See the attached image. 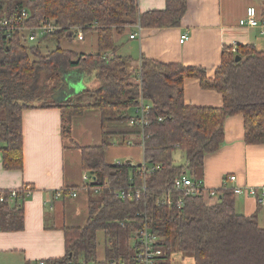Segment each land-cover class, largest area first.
<instances>
[{"label": "trees", "instance_id": "1", "mask_svg": "<svg viewBox=\"0 0 264 264\" xmlns=\"http://www.w3.org/2000/svg\"><path fill=\"white\" fill-rule=\"evenodd\" d=\"M187 11L188 0H168L165 10L145 13L139 9V0H0V17L20 19L19 25L28 28L54 20L58 28L54 35L36 43H27L20 32L10 39L0 37V151L4 169L24 168L22 114L27 109H60L62 138L78 147L72 140L75 117L90 108L99 110L106 134L108 124L131 122L130 110L140 108L141 101L148 106L140 142L144 161L160 167L143 177L140 166L106 162L110 143L80 147L83 169L91 178L85 185L90 195L89 220L82 228L65 229V256L41 261L43 264H139L134 237L145 225L158 238L156 246L163 252L157 264H172L176 253L193 258L195 264H264V227L257 214L264 206L258 204V212L252 216L241 215L229 189L218 191L219 200L214 204L205 201L203 192L184 197L183 206L157 204L163 195L181 196L173 181L184 172L201 179L205 158L224 144L228 118L243 117L247 145H264V52L252 45L225 47L214 78L202 67L147 58L136 62L118 54L117 36L127 28H175ZM75 28L84 34L97 33V54L61 48L62 40L73 39ZM68 76L76 84L94 81L97 86L65 101H53ZM187 78L198 79L203 89L220 93L223 106H187ZM52 83L55 86L50 89ZM87 95L89 104L78 103ZM176 153L186 160L185 165L176 164ZM143 184L146 191L139 200L115 195ZM21 191L33 189L24 187ZM10 204L8 199L0 204V228L6 223L5 229H21L22 225H7L22 224V202ZM102 244L104 259L99 260Z\"/></svg>", "mask_w": 264, "mask_h": 264}, {"label": "crops", "instance_id": "2", "mask_svg": "<svg viewBox=\"0 0 264 264\" xmlns=\"http://www.w3.org/2000/svg\"><path fill=\"white\" fill-rule=\"evenodd\" d=\"M167 1L139 0V9L141 13L163 11ZM249 7L256 8L258 17H264V0H188V11L180 26L142 29L138 32V25H133L117 36L116 43L120 47L118 54L132 57L136 62L147 58L165 64L202 67L209 78H214L221 66L225 47L235 49L239 45H252L264 52L263 28L240 26V20ZM137 32L138 38L131 40L130 36ZM185 34L188 40L181 44L180 39ZM84 36L82 42L66 39V42L71 43L67 46L73 47L76 53L97 54V33L91 31ZM73 43L79 46H73ZM89 87L84 81L72 84L65 79L54 96L65 101ZM54 96L53 101L61 102ZM184 98L186 105L191 107L223 106L220 93L203 89L200 81L194 78L185 80ZM138 114L137 109L130 110L133 121ZM22 126L24 168L21 171L5 170L0 151V192L21 190L24 187L33 189V192L21 204L22 224L15 219L16 225H7H22V228L5 229L6 223L0 228V264H37L65 256L64 230L84 227L90 213V195L85 185L91 178L83 169L80 147H98L105 141L111 144L106 153L108 164L130 161V164L139 166L144 161V150L140 143L142 127L137 124L133 126L130 122L111 123L104 134L101 113L94 108L87 109L82 116L73 119L72 140L78 147L62 138L61 111L58 108L25 110ZM224 132L225 140L221 149L205 158L200 180L206 192L236 187L264 188V145L249 146L244 142L242 116L228 118ZM86 176H89L88 181ZM231 176H236L237 180L231 181ZM72 192H76L77 196L72 197ZM205 201L209 204L217 202L215 199ZM235 201L236 211L241 215L249 217L258 212L256 200L248 194L235 196ZM10 205L15 206L14 203ZM263 211L257 213L259 219ZM11 219L13 217L9 219L13 222ZM262 222L264 225V219ZM98 259H104V249H99ZM172 259V264H195L193 258L182 253L174 254Z\"/></svg>", "mask_w": 264, "mask_h": 264}, {"label": "built area", "instance_id": "3", "mask_svg": "<svg viewBox=\"0 0 264 264\" xmlns=\"http://www.w3.org/2000/svg\"><path fill=\"white\" fill-rule=\"evenodd\" d=\"M23 18H28V13H23ZM20 19L17 21L8 20L6 17H0V37H5L7 39L12 38V36L16 32H20L24 35V40L27 43H36L41 38L54 35L58 28L54 26V20L44 21L39 26L28 28L25 26H20ZM240 26L242 27H250V28H263L264 30V17H258L257 10L255 7H249L246 11L245 16L240 20ZM142 28L138 26V32L141 31ZM134 33L130 36L131 40L138 38L139 33ZM73 39L78 42L84 41V33L80 28H75L71 31ZM68 40V39H67ZM188 40L187 34L183 35L180 39V43L184 44ZM148 106H145L144 102L141 101L140 108L137 109L138 116L136 120H132L131 125L135 126L136 124L141 126L142 128L146 125V120L144 118V114ZM119 165H123V163H119ZM140 166V175L145 177L148 173H153L158 170L159 166H150L145 161ZM231 181H236V176L229 177ZM89 180V176H86V181ZM174 190L179 192L181 196L179 198L173 197L171 194H166L160 197L157 204L161 206H183L184 197H191L200 194L203 192L205 195V199H215L218 201V193L215 191L206 192L204 188V183L202 180L193 179L188 172H184L180 177H177L173 181ZM146 191V186L143 184L142 186L135 187L132 186L128 189H124L121 191H117L115 195L123 200L135 201L141 198L143 192ZM235 196L240 197L244 194H248L253 197L257 204L264 206V188H254V187H236L232 189ZM100 191L96 190L98 194ZM6 193L9 195L7 198ZM32 192L27 191L23 192L21 190H11L8 192H1L0 194V204L6 202V199L9 200L10 203H20L23 202L26 197L30 196ZM72 197H76L77 193L72 192ZM158 242V238L154 236L147 225L135 235L134 243L137 247V261L139 264H157L159 262V258L163 255V252L160 248L156 246ZM39 264H43L40 262ZM74 264V263H71ZM86 264V263H82Z\"/></svg>", "mask_w": 264, "mask_h": 264}, {"label": "rangeland", "instance_id": "4", "mask_svg": "<svg viewBox=\"0 0 264 264\" xmlns=\"http://www.w3.org/2000/svg\"><path fill=\"white\" fill-rule=\"evenodd\" d=\"M88 33H91V32H88ZM68 44H71V43H69V42H66L65 40H62L61 41V43H60V46H61V48L63 49V50H68V51H73L72 50V48L73 47H69V46H67ZM74 44V43H73ZM49 46L51 47V48H53L54 47V45L53 44H49ZM73 46H79L78 44H74ZM44 53H47L48 52V49L46 48H44ZM75 52V51H74ZM122 53H123V51H121ZM87 55V54H86ZM92 55V54H91ZM94 55V54H93ZM111 55V54H110ZM69 77V76H68ZM66 78V80L68 81V83H72V84H74V82L72 81V80H74V79H70V77L69 78ZM84 84H87V83H84ZM88 85H90V87L87 89V90H94L95 88H96V86H97V83L96 82H94V81H92V82H89V84ZM55 86V83H52L51 85H50V89H52L53 87ZM87 88V87H86ZM80 94V93H79ZM89 101H91V99H90V96H85L83 99H81V100H79V102L78 103H81V104H83V103H86V102H89ZM131 112H132V110H131ZM123 146H125V147H127V144H124ZM143 159V158H142ZM175 160H176V164L177 165H185L186 164V160L184 159V158H182L181 156H180V153H176V156H175ZM115 163V162H114ZM118 164V162H116L115 163V165H117ZM96 199H100L101 198V196L99 195V196H96L95 197ZM261 219H259V224L263 227L264 225H263V219H264V211L263 212H261ZM103 244L101 245V247H100V249L101 250H103ZM187 257H189V256H187ZM189 258H191V257H189ZM192 259V258H191ZM177 262H178V260H177Z\"/></svg>", "mask_w": 264, "mask_h": 264}, {"label": "water", "instance_id": "5", "mask_svg": "<svg viewBox=\"0 0 264 264\" xmlns=\"http://www.w3.org/2000/svg\"><path fill=\"white\" fill-rule=\"evenodd\" d=\"M239 60H240V58H239V57H237V58H236V61L238 62ZM54 98H55V99H57V100H59V101H63V100H64V99H63V100H61V99H58V97H56V96H54ZM127 163H128V164H130L131 162H130V161H128Z\"/></svg>", "mask_w": 264, "mask_h": 264}]
</instances>
